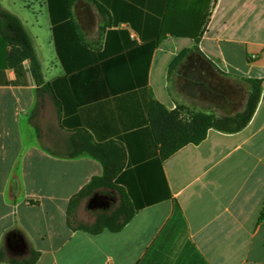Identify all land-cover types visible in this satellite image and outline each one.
Here are the masks:
<instances>
[{"label": "crops", "instance_id": "1", "mask_svg": "<svg viewBox=\"0 0 264 264\" xmlns=\"http://www.w3.org/2000/svg\"><path fill=\"white\" fill-rule=\"evenodd\" d=\"M0 8L22 23L43 78L29 60L4 66L0 48V264L33 253L32 264H264V0H0ZM187 70L208 83L217 70L259 81L260 98L242 130L212 128L163 160L151 102L181 108L190 122L202 112L194 102L211 92H186ZM86 145L110 154L112 187L101 192L110 200L98 209L135 211L119 232H86L74 222L79 211L69 214L71 199L105 174L88 153L74 155ZM14 234L25 252L9 249Z\"/></svg>", "mask_w": 264, "mask_h": 264}, {"label": "trees", "instance_id": "2", "mask_svg": "<svg viewBox=\"0 0 264 264\" xmlns=\"http://www.w3.org/2000/svg\"><path fill=\"white\" fill-rule=\"evenodd\" d=\"M72 0H69L71 3ZM0 48L4 55L6 64L4 66L13 68L22 62L29 60L31 64L32 74L38 84L43 82L41 65L35 54L32 41L25 31L22 23L14 15L5 12L0 8ZM184 58L183 55L178 57L173 65V69ZM2 59V58H0ZM253 90L249 96L247 106L242 114L234 116H225L216 118L211 114L203 112L192 113L190 122L180 119L181 108L169 112L163 105L152 101L150 104V120L153 129V135L158 144H160V152L163 160L172 156L180 148L188 144H199L207 138L208 131L212 128L224 132H238L245 128L252 119L261 94V82H252ZM86 152L95 159L99 160L104 168L105 174L102 177H95L92 181L77 193L70 202L69 214H72L78 204L83 200L88 202L96 195L101 194L102 190L112 187L111 173L109 170L110 154L108 149L102 145H86L81 148V152ZM135 211L121 209L120 211L110 214L101 213L93 228L78 229L93 234L100 233L105 229L112 232L121 231L126 224L130 222ZM70 223V221H69ZM71 224V223H70ZM38 253L32 254V260H25L24 264H32L36 262ZM12 264H21L19 261H13Z\"/></svg>", "mask_w": 264, "mask_h": 264}, {"label": "rangeland", "instance_id": "3", "mask_svg": "<svg viewBox=\"0 0 264 264\" xmlns=\"http://www.w3.org/2000/svg\"><path fill=\"white\" fill-rule=\"evenodd\" d=\"M186 74L183 73V75ZM176 82V81H175ZM177 83H175L174 89L177 90ZM210 85L214 86V89H210L208 96H201L203 102H194L195 106L206 114H211L216 118H222L225 116H234L236 114H242L247 106L249 96L253 90V84L249 83L242 78H231L221 71H216L210 79ZM190 88L189 91H193ZM188 92V90H186ZM184 96L191 100V96L188 93H184ZM185 114L187 111H183ZM87 201L83 200L78 204L75 212L78 210V218L75 224L81 228H93L97 217L102 213L101 209L90 210L87 207ZM98 213V214H97ZM75 217V216H74ZM74 219V218H73ZM14 260L6 258L4 262H13Z\"/></svg>", "mask_w": 264, "mask_h": 264}, {"label": "flooded vegetation", "instance_id": "4", "mask_svg": "<svg viewBox=\"0 0 264 264\" xmlns=\"http://www.w3.org/2000/svg\"><path fill=\"white\" fill-rule=\"evenodd\" d=\"M186 75H187V80L184 83H182V88L188 90L189 94H191V91H189L190 88L197 90L199 93L208 92L209 89L211 90L214 89V86L206 82V79H204L201 75L195 72L192 73L190 72V70H187ZM109 200H110V196L100 194V197L98 199V205H102L103 201H106L109 204Z\"/></svg>", "mask_w": 264, "mask_h": 264}, {"label": "water", "instance_id": "5", "mask_svg": "<svg viewBox=\"0 0 264 264\" xmlns=\"http://www.w3.org/2000/svg\"><path fill=\"white\" fill-rule=\"evenodd\" d=\"M100 197V194H96L89 202H88V208L90 210H96L97 208L106 207L108 203L106 201L102 202V205H98V199ZM8 247L11 251L14 253H23L26 250V244L24 239L19 235H11L8 238Z\"/></svg>", "mask_w": 264, "mask_h": 264}]
</instances>
